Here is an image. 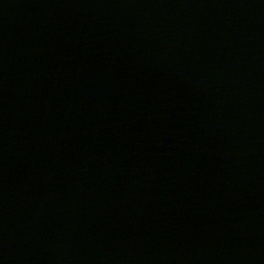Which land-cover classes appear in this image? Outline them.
<instances>
[{
	"label": "water",
	"instance_id": "95a60500",
	"mask_svg": "<svg viewBox=\"0 0 264 264\" xmlns=\"http://www.w3.org/2000/svg\"><path fill=\"white\" fill-rule=\"evenodd\" d=\"M0 264H264V0H0Z\"/></svg>",
	"mask_w": 264,
	"mask_h": 264
}]
</instances>
